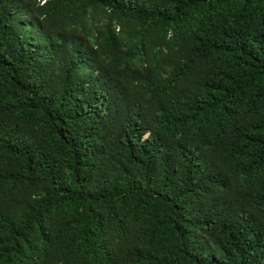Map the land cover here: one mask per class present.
<instances>
[{
	"label": "trees",
	"instance_id": "1",
	"mask_svg": "<svg viewBox=\"0 0 264 264\" xmlns=\"http://www.w3.org/2000/svg\"><path fill=\"white\" fill-rule=\"evenodd\" d=\"M0 264H264V0H0Z\"/></svg>",
	"mask_w": 264,
	"mask_h": 264
}]
</instances>
